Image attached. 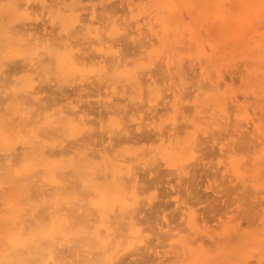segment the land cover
Instances as JSON below:
<instances>
[{"label": "rangeland", "instance_id": "obj_1", "mask_svg": "<svg viewBox=\"0 0 264 264\" xmlns=\"http://www.w3.org/2000/svg\"><path fill=\"white\" fill-rule=\"evenodd\" d=\"M0 264H264V0H0Z\"/></svg>", "mask_w": 264, "mask_h": 264}]
</instances>
